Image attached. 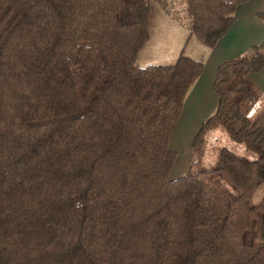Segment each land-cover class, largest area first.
Returning a JSON list of instances; mask_svg holds the SVG:
<instances>
[{
    "label": "trees",
    "instance_id": "1",
    "mask_svg": "<svg viewBox=\"0 0 264 264\" xmlns=\"http://www.w3.org/2000/svg\"><path fill=\"white\" fill-rule=\"evenodd\" d=\"M152 1L0 0V264H264V41L222 62L215 111L170 179L186 99L251 0H184L175 62L140 67ZM124 15L129 17L125 20ZM264 23V11L257 14ZM219 129L244 147L214 148Z\"/></svg>",
    "mask_w": 264,
    "mask_h": 264
},
{
    "label": "crops",
    "instance_id": "2",
    "mask_svg": "<svg viewBox=\"0 0 264 264\" xmlns=\"http://www.w3.org/2000/svg\"><path fill=\"white\" fill-rule=\"evenodd\" d=\"M263 11L264 0H251L239 5L235 12V24L228 35L220 40L214 49H206L204 73L186 99L182 120L172 141L175 149L186 151L191 157L194 140H190L191 135L196 128L195 138L201 125L213 114L218 103V97L213 90L218 68L222 62L244 54L252 46L264 41V23L257 16ZM248 80L262 92L264 97V70L249 75ZM178 172L184 173V168H180Z\"/></svg>",
    "mask_w": 264,
    "mask_h": 264
},
{
    "label": "rangeland",
    "instance_id": "3",
    "mask_svg": "<svg viewBox=\"0 0 264 264\" xmlns=\"http://www.w3.org/2000/svg\"><path fill=\"white\" fill-rule=\"evenodd\" d=\"M152 3L153 6L149 27L150 39L139 53L137 64L140 67H147L153 64H171L175 62L185 46L189 35V17L186 11L187 3L184 0H165V4L156 1H152ZM124 17L125 20H129L127 15H124ZM205 51L206 48L194 37L187 50V54L197 58L195 55L199 56ZM263 106L264 97H262L260 102L255 106L252 114L257 113ZM181 120L182 117L178 122L175 132ZM195 130L193 131L191 135L192 139L190 138V140L194 139ZM175 132L173 134L172 141L174 140ZM172 141L170 148L178 153L177 161L170 176V179L174 180L187 174L189 171L191 157L188 156L186 151H179L175 149L172 145ZM221 146L227 147L239 155L245 154L244 147L242 145L234 143L219 129H215L207 136L205 157L206 165H209L214 161V148ZM180 168H184V173L178 172ZM263 195L264 184L261 185L254 194L253 203L257 204Z\"/></svg>",
    "mask_w": 264,
    "mask_h": 264
}]
</instances>
